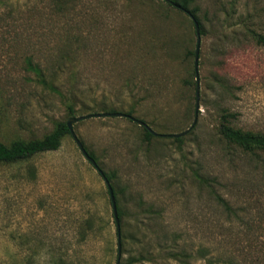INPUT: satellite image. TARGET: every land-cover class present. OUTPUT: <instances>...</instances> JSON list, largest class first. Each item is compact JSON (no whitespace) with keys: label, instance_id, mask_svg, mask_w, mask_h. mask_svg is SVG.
<instances>
[{"label":"rangeland","instance_id":"374dc122","mask_svg":"<svg viewBox=\"0 0 264 264\" xmlns=\"http://www.w3.org/2000/svg\"><path fill=\"white\" fill-rule=\"evenodd\" d=\"M189 7L206 31L196 72L185 57L195 52L194 24L162 0H0V142L40 139L57 122L103 113L130 112L164 136L192 126L179 143L147 139L125 117L72 128L116 189L132 196L124 219L141 201L146 250L183 249L189 264H207L195 260L199 249L213 264H264V154L243 153L217 134L223 109L233 126L264 134V42L253 37L264 38V0ZM220 36L226 94L205 79L217 69L208 61ZM87 220L97 236L83 234ZM116 256L106 186L70 134L55 151L0 164V264H115Z\"/></svg>","mask_w":264,"mask_h":264},{"label":"trees","instance_id":"16d2710c","mask_svg":"<svg viewBox=\"0 0 264 264\" xmlns=\"http://www.w3.org/2000/svg\"><path fill=\"white\" fill-rule=\"evenodd\" d=\"M177 5L182 11H186L189 16H192L195 21L198 23V32L200 36L206 34V31L200 22L198 16L194 9L189 7V2L192 0H170ZM169 6H171L169 4ZM253 37L257 42H264V38L260 34L253 33ZM224 39L220 36L216 39L211 45V53L210 60L208 61V65L216 66V70H210V78H205L207 80L206 85L208 88L214 90L215 87H219L224 94L227 93L228 85L225 82L224 78L221 76L220 69L222 67V55L224 54L223 45ZM173 53V52H172ZM195 55L194 51L186 50L185 57L193 58ZM28 67L35 73V76L38 77L39 81L42 84H47L45 77L43 76L42 70L38 65L32 64L31 61H28ZM190 78L195 77V73L193 70H190L188 73ZM189 82V81H188ZM190 83V82H189ZM193 84V83H192ZM195 84V82H194ZM131 116L130 112L126 113ZM232 114L221 110L220 120L217 127V134L219 137L226 142L227 144L233 146L234 148L239 149L243 153L254 154L255 152H261L264 154V134L255 133L251 131H244L241 128H237L232 125L230 119L232 118ZM67 122H57L53 128V130L44 135L40 139H31V140H15L8 145L0 142V164H15L26 162L33 157L43 154L46 152H52L57 150L61 146V142L66 135H69V130L66 125ZM144 135L147 139H161L167 138L172 140L173 142L179 143L182 141V138H170L165 137L164 135L157 134L153 135L148 132L144 127H142ZM85 148V147H84ZM88 155L93 158V160L97 163L94 155L89 152L85 148ZM98 165V164H97ZM99 167V165H98ZM100 168V167H99ZM102 171V170H101ZM107 180L109 181L112 190L114 199L117 207V214L120 221V231H121V253L126 252L127 248L130 249L129 257L120 264H137V263H154V264H169L168 259L177 262L178 264H189L193 260V256L189 254L187 251L182 250H167V248H161L157 251L146 250L143 246L142 238H144V234L142 233V213H144L143 206L140 200L136 201L137 211L133 214V220L124 219V211H129L128 202L133 201L132 196H126L122 190L116 189L113 182V177L103 172ZM108 194V192H107ZM215 196V192H212ZM217 201L224 206V208L230 211L228 204L223 202V200L219 196H215ZM109 204L110 200H109ZM146 213H152L150 210H146ZM130 214V212H129ZM99 233V228L96 227V222L93 220H87L86 226L83 228V234L85 236H97ZM140 234V238L139 235ZM209 251L206 249L197 250V257L202 258L207 262V264H213V258H207ZM160 256V257H159ZM161 261V262H160Z\"/></svg>","mask_w":264,"mask_h":264},{"label":"water","instance_id":"95a60500","mask_svg":"<svg viewBox=\"0 0 264 264\" xmlns=\"http://www.w3.org/2000/svg\"><path fill=\"white\" fill-rule=\"evenodd\" d=\"M162 1L172 5L174 7H177V5L175 3H173L172 1H170V0H162ZM190 18H191V20H192V22L194 24L195 34L197 35V44H196L195 55H194V67H195V72H196L197 60H198V54H199V45H200L199 32H198L199 27H198V23L195 21V19L192 16H190ZM195 83H196L195 111H197L198 108H199V103H198V78H197V76H196ZM90 117H125V118H128L131 121L135 122L139 126L144 127L151 134L157 135V133L152 131L149 128V126L146 123H144L143 121L137 120V119L133 118L132 116H129V115L123 114V113H103V114H94V115L80 116V117H76V118H71L66 123L67 128L69 130V133H70L72 139L74 140L75 144L77 145L79 151L81 152L83 157L93 166V168L100 174V176L102 177L103 182H104V184L106 186V189H107V192H108V196H109V200H110V203H111V212H112L113 221H114L115 230H116L117 256H116L115 264H120L121 257H122V253H121L120 221H119L118 214H117V207H116V202H115V199H114L112 187H111L109 181L107 180V178L105 177V175L103 174V172L101 171V169L98 167L97 163L93 160V158H91L88 155V153L86 152L84 146L82 145L80 140L77 138V136L75 135V133L73 131V128H72V126H73V124L75 122L83 120V119H87V118H90ZM193 124H194V122H193ZM191 127L188 128L187 130L181 132V133L168 134V135H165V136L166 137H171V138L183 137L184 135H186L191 130Z\"/></svg>","mask_w":264,"mask_h":264}]
</instances>
